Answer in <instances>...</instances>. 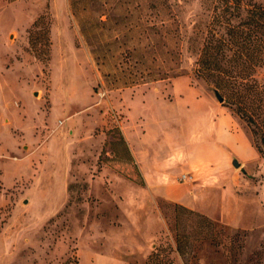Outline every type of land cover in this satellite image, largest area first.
Here are the masks:
<instances>
[{"label": "rangeland", "instance_id": "rangeland-1", "mask_svg": "<svg viewBox=\"0 0 264 264\" xmlns=\"http://www.w3.org/2000/svg\"><path fill=\"white\" fill-rule=\"evenodd\" d=\"M102 1L0 0V264H264L255 175L207 186L188 163L222 110L264 155V64L222 101L194 74L212 0H121L97 62L80 22ZM182 182L210 215L156 191Z\"/></svg>", "mask_w": 264, "mask_h": 264}, {"label": "trees", "instance_id": "trees-1", "mask_svg": "<svg viewBox=\"0 0 264 264\" xmlns=\"http://www.w3.org/2000/svg\"><path fill=\"white\" fill-rule=\"evenodd\" d=\"M136 1V6L142 4L141 0ZM156 2L157 0H149L150 5H156ZM108 3L107 0H103L102 10L96 15L84 14L80 22V33L86 38L97 62L106 55L107 49L113 46L122 47L119 33L114 31L127 19V12L124 11L126 8L115 11V7L121 4V0H115L112 7L114 12L110 13L106 6ZM102 34L103 36L110 34L113 40L102 45L100 42ZM127 52L131 54L129 50ZM263 64L264 3L249 2L244 5L242 0H212L210 20L197 47L194 74L203 77L226 99L229 97L228 89L231 84L244 86L246 83L244 79ZM140 76H143L141 72L138 78ZM125 81L135 82V75L128 74ZM254 86L250 83L248 88L257 91Z\"/></svg>", "mask_w": 264, "mask_h": 264}, {"label": "crops", "instance_id": "crops-1", "mask_svg": "<svg viewBox=\"0 0 264 264\" xmlns=\"http://www.w3.org/2000/svg\"><path fill=\"white\" fill-rule=\"evenodd\" d=\"M209 129V138L201 139L193 147V158L188 163L194 165V173H199V164L211 162L209 177L212 182L207 186H244L243 183L238 184V180L252 179V175H255L256 180L252 181V185L258 187L257 199L264 203V155L254 144L248 130L228 110L217 114L214 125ZM234 159L239 162L238 168L231 165ZM6 173H1L4 184L10 183ZM166 185L163 188L158 186L156 191L177 199L184 207L211 214L201 183L182 182L181 186L179 184L175 187L169 183ZM94 257L111 261L112 264H121L115 256L95 253L91 257L92 261Z\"/></svg>", "mask_w": 264, "mask_h": 264}, {"label": "water", "instance_id": "water-1", "mask_svg": "<svg viewBox=\"0 0 264 264\" xmlns=\"http://www.w3.org/2000/svg\"><path fill=\"white\" fill-rule=\"evenodd\" d=\"M215 92V95L217 96V98L222 101L224 98L223 96L218 92V91H214ZM232 163L235 165V166H238L239 165V162L237 160H232Z\"/></svg>", "mask_w": 264, "mask_h": 264}]
</instances>
